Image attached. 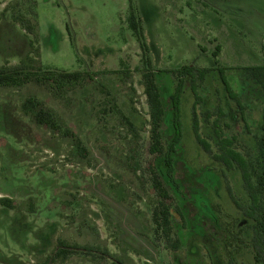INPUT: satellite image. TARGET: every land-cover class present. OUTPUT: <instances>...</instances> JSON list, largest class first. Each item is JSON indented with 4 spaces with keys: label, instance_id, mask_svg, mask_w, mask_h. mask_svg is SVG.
<instances>
[{
    "label": "rangeland",
    "instance_id": "374dc122",
    "mask_svg": "<svg viewBox=\"0 0 264 264\" xmlns=\"http://www.w3.org/2000/svg\"><path fill=\"white\" fill-rule=\"evenodd\" d=\"M34 1L42 68L88 72L94 78L64 94L33 81L19 87H0V198H9L24 207L28 198H34L31 215L16 210L13 217L0 207V251L3 255L13 254L11 258L0 257V264H38L35 258L41 256L36 252L42 249L39 242L57 224L67 229L68 238L99 244L125 264H173L174 259L159 244L153 262L131 251L122 254L120 247L126 246L118 240L121 233L113 228V222L118 227H122L121 222H137L140 228L135 232L151 240L149 202L155 196L149 190L148 177L142 173L143 166L152 159L143 75L148 69L153 73L163 98L173 94V74L180 67L212 65L211 48L205 38L217 39L221 47L217 60L222 67L260 65L264 0ZM28 9V0H0V66L17 65L23 59L30 37L12 21V16L27 15ZM131 16L139 21L140 40L131 28ZM199 49H208L207 55L200 54ZM226 75L230 80L235 75L238 90V72L228 71ZM217 84L216 80L201 84L208 90V106L217 98L213 94ZM28 98L49 108L79 138L86 158L77 156L71 139L51 133L24 114L21 106ZM252 98H246L251 106ZM113 105L133 124L134 134L120 124ZM107 108L111 110L105 114ZM191 110L192 96L184 89L179 103L181 147L174 159L181 172L175 177L177 191L183 188L190 195V200L177 198L175 203L180 208L189 204L195 208L190 214L192 232L186 235V242L198 233L203 208L212 209L218 217L221 212L212 207L216 205L224 216L229 214L228 220L238 218L224 186L228 185L234 196L242 197L238 191L235 193L240 187L238 174L228 173L224 185L223 177L216 173L218 166L198 147L191 127ZM239 128L228 133L236 135L237 149L246 150L252 147L251 137L243 134L242 124ZM206 132L200 125V135ZM252 132L256 131L252 128ZM137 163L142 170L135 166ZM83 220L89 222V229L76 231L71 222H80L79 227H83ZM9 222L31 225L25 243L19 242L16 232L8 235V242V237L3 238L2 231L14 227ZM234 223V232L239 236L242 222ZM214 229L220 238L221 231L216 226ZM130 236L123 239L136 245L138 236ZM240 237L248 240V232ZM246 254H237V263L253 264ZM97 261L110 264L107 260ZM204 262L209 264V259Z\"/></svg>",
    "mask_w": 264,
    "mask_h": 264
},
{
    "label": "trees",
    "instance_id": "16d2710c",
    "mask_svg": "<svg viewBox=\"0 0 264 264\" xmlns=\"http://www.w3.org/2000/svg\"><path fill=\"white\" fill-rule=\"evenodd\" d=\"M28 1V16L26 14L24 16L22 14L12 16V21L18 24L21 30L30 37L28 47L19 64L0 66V87H19L33 81L48 86L50 90L55 91L57 94L60 92L64 94L72 87L92 81L94 75L88 72H65L44 70L42 68L38 52L36 3L34 0ZM130 18L131 28L138 34L137 37L140 40L139 21L133 16ZM235 70L240 78L239 88L235 91V94L227 83L224 70L220 68L219 74L225 91L231 99L235 100V106L239 108L240 121L243 122L245 128L243 134L251 137L252 147L245 146L246 150L240 148L237 151L235 146L232 145V140L236 142V135L234 134L229 138L230 140H227L221 131L216 129L212 132L214 139L211 140L214 143L211 144L204 139V136L200 135L197 120H194L192 130L201 152L211 163L218 166L219 172L216 173L223 177L224 185L228 173H233L236 169L240 175L241 188L248 201L244 204L237 202L235 196L228 190V196L232 204L243 216L242 224H240L243 228L242 226L240 227L239 236L234 232L235 223L228 220L229 214L224 216V213L216 205H213V208L221 212L218 217L212 214L209 216L216 220L208 224L199 222L198 233H193L191 237L189 236V241L186 242V235L192 232L189 228L190 215L188 206L180 208L175 201L177 198H184V200L187 198L189 200V193L183 188L177 191L175 177L181 172H179L178 168L179 163L177 164L174 159L177 149L181 147L179 146L181 141L179 103L183 91V81L179 80L177 82L173 94L169 96L166 94L163 98V93L159 92L153 73L148 69L143 77L144 95L149 106V153L152 159L143 166V170L139 169V163L135 164V166L142 170L143 174H146L149 190L155 196V200L149 202L151 208V240L143 237L141 233L135 232L136 229L140 228L137 222H121L122 227H118L117 222H113V228L119 235L121 233L122 236L118 240L126 246L125 248L123 246L120 247L122 254L123 252L131 251L137 257H143L146 262H153L159 244L162 250L167 252L171 259H174L173 264H206L204 262L205 258L209 259V264H239L237 263L236 255L243 254V252L247 253V256L249 255L253 264H264V112L262 115L261 135L259 137L257 131L255 133L252 132V127L246 121V113L244 112L247 108L246 106L251 107L250 103H247L248 99L246 98L253 97V100H257L258 94L264 95V57L261 65L236 68ZM190 73V69L185 67L176 71L179 77ZM205 73L206 71L197 72L200 81ZM192 90L195 93V82H193ZM197 101H200L198 96ZM167 104H169V107ZM113 106L115 113L121 120L120 124L127 126L130 130L129 133L134 134L135 127L133 124L115 108V105ZM21 108L24 114L32 118L35 124L44 127L53 134L59 133L62 137L71 139V146L76 151L77 156L86 158V150L82 147L79 138L71 130L67 129L49 108L33 98L26 99ZM110 110L107 108L103 112L107 114ZM162 127L165 128L164 131H162ZM206 134L211 138L209 131L204 135ZM23 181L25 182L26 180L23 179ZM49 181L47 180L46 182ZM193 187L196 186L194 185ZM226 187L229 188L228 185ZM107 203L111 205L110 200ZM22 205L15 203L9 198H0L1 209L5 213H11L12 215H10L13 217H16L13 214L16 210H21L29 215L34 213V198H28L26 207ZM205 210L206 208H203L202 213H205ZM207 211L212 213V209L211 211L207 209ZM83 221V227H79L80 222L72 221L71 225H75L76 231L82 232L84 228L89 229V222ZM9 223L14 227L9 228L7 232L4 229L2 231L4 232L3 238L16 232L19 236V242L25 243L23 240H26L25 236L27 233H31V225L24 222ZM214 226L219 229V232L221 231L220 236L222 238L215 236ZM62 228L63 230L58 227V224L57 227L52 226L45 238L41 239L39 243H41L42 249L36 252L37 256L41 257L35 258L38 264H98L97 260H107L110 264H125L119 258L109 254L107 249L99 244L95 245L68 238L67 234H65L67 229H64L63 225ZM123 228L127 229V231L124 232ZM244 231L248 232V240L240 237V234ZM56 234L57 236L54 239ZM130 235L138 236L139 241L136 245L133 244L134 242L123 239V236H128L131 239ZM8 239L9 237L7 242L9 241ZM4 244L8 245L6 242ZM12 256V252L10 255H3L0 251V257L2 258L6 259ZM124 259L129 260L127 257H124Z\"/></svg>",
    "mask_w": 264,
    "mask_h": 264
},
{
    "label": "flooded vegetation",
    "instance_id": "af4514ba",
    "mask_svg": "<svg viewBox=\"0 0 264 264\" xmlns=\"http://www.w3.org/2000/svg\"><path fill=\"white\" fill-rule=\"evenodd\" d=\"M206 43L209 45V48H211V58H212V65L210 67L204 66V67H199V65L195 64H189V65H184L179 68H188L190 69V74H186L185 76H178L176 74V71L173 74V78L175 81V88L176 84L179 80L183 81V90L186 89L191 93L192 96V110H191V127L193 128V123L194 120H197L198 122V127L200 128V125H202L205 130L210 132L211 138L208 137L209 135L206 134L204 136V139H206L208 142L213 144L214 142L211 139H214L213 136V130H219L221 131L222 135L227 139L230 140L229 138L233 136L234 134H229L228 131L232 130H239V125L242 124V129L244 130V125L243 122L240 121V116H239V108L235 106V100L231 99V97L228 95V93L224 89L223 82L221 80L220 74H219V69L224 70V76L227 80L228 85L230 86L231 90L235 94V75H233L232 79L230 80L229 77L226 75V72L232 71L235 72V69L228 68V67H222L220 62L217 60L218 57L220 56L221 53V47L217 43L216 38H212L211 40H205ZM199 48V46H198ZM261 50V63L263 61L264 57V47L263 45L260 48ZM208 49L206 51L199 49V53L205 56L207 55ZM261 65V64H260ZM198 71H206L204 74L203 79L200 81L198 78ZM195 72V73H194ZM194 73V74H193ZM239 78V75H238ZM214 81L216 80L218 84L215 87V90L213 91V94L215 97L214 103L212 105H206L207 103V97L209 96L208 90L203 87L202 88V83L205 81ZM240 78L238 79V81ZM193 82H195V93L192 90L193 87ZM218 87V88H217ZM220 87L221 90H218ZM199 88V94L197 93V90ZM239 88V87H238ZM196 94V95H195ZM197 96L200 97V101H197ZM258 99L253 100V106L249 107L246 106L247 108L244 110L246 113V121L250 124V126L257 131L258 137L261 135V126L263 122V112H264V95L258 94ZM255 107V108H254ZM254 108V109H253ZM256 115V116H254ZM208 135V136H207ZM232 145L235 146L236 150L237 149V144L235 141L232 140ZM235 174H238V180L240 181V187L235 190V193H241L242 197L238 196L235 194V199L239 203H246L248 201L247 196H245V193L243 189L241 188V179L238 171L235 169ZM229 187V186H228ZM228 195V190L232 193L230 188L223 187ZM233 194V193H232ZM234 195V194H233ZM229 197V196H228ZM189 200H190V195H189ZM230 200V198H229ZM231 201V200H230ZM209 203V202H208ZM232 203V202H231ZM215 204V203H214ZM211 205V204H210ZM233 205V204H232ZM263 210H264V188H263ZM188 211L189 215L193 214L195 211V208L193 205L189 204L188 205ZM233 212L238 216V218L235 219L233 222H241L243 219V216L241 213L234 207L233 205ZM212 213L207 211V208L205 210V213H202L200 220L201 222L204 221L203 223L208 224L210 222H214L216 220L215 218L213 219L212 217H209ZM213 215V214H212ZM193 216V215H192ZM229 222V221H228ZM213 231V230H211Z\"/></svg>",
    "mask_w": 264,
    "mask_h": 264
},
{
    "label": "water",
    "instance_id": "95a60500",
    "mask_svg": "<svg viewBox=\"0 0 264 264\" xmlns=\"http://www.w3.org/2000/svg\"><path fill=\"white\" fill-rule=\"evenodd\" d=\"M263 47H264V42H263Z\"/></svg>",
    "mask_w": 264,
    "mask_h": 264
}]
</instances>
